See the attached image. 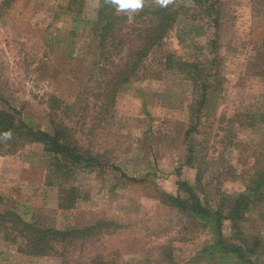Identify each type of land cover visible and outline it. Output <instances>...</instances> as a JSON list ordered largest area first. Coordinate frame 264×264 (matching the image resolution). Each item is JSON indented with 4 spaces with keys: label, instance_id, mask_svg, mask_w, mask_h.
<instances>
[{
    "label": "rangeland",
    "instance_id": "obj_1",
    "mask_svg": "<svg viewBox=\"0 0 264 264\" xmlns=\"http://www.w3.org/2000/svg\"><path fill=\"white\" fill-rule=\"evenodd\" d=\"M1 1L0 109L33 130L64 128L83 159L58 172L37 143L0 148V211L57 230L113 226L37 256L0 235V264H264V0H174L175 22L126 82L116 75L145 18L127 17L106 59L92 31L100 0ZM181 183L207 220L169 205L186 199ZM240 195L248 207L233 225ZM252 237L253 257L227 250L250 252Z\"/></svg>",
    "mask_w": 264,
    "mask_h": 264
},
{
    "label": "trees",
    "instance_id": "obj_2",
    "mask_svg": "<svg viewBox=\"0 0 264 264\" xmlns=\"http://www.w3.org/2000/svg\"><path fill=\"white\" fill-rule=\"evenodd\" d=\"M12 1L13 0H2L1 6H8ZM176 16V9L173 8L172 5H169L167 8H160L156 5L148 6L133 16V21L145 18L144 22L147 23L148 28L145 31L134 29L140 44L132 53L127 69L117 73L116 76L120 77L119 82L128 81L129 77L136 72L137 67L149 51L164 38L166 32L175 22ZM126 22V15L116 14L113 8L105 5L104 0H100L96 10L92 31L98 41L97 47L101 58L105 57L108 59L110 53L115 50L120 42L116 40V36L123 27H127ZM133 24L136 25V23ZM188 74L190 73H186V75ZM188 77V80L193 84L198 83L195 76L188 75ZM204 86V84L201 86L198 96L199 99H197L199 105H201L203 101V91L206 88ZM9 130L12 132V139L7 142L0 141V148H5V152H13L14 149L27 143H37L41 146L43 153L52 157L53 163L57 168L56 171L58 172L66 170L68 168L67 165H70V167L79 165L83 159L79 150L74 145L70 144L65 129L59 125H55L51 133L33 130L24 125L13 112L0 109V132ZM259 180L260 177H256V180L250 179V191L248 190L250 193V205L261 200L262 193L257 184ZM178 187L187 197L183 201L178 198L165 197L169 205L182 213L191 216H200L207 220L211 213L202 208L198 198L193 195L192 191L183 183ZM234 201L236 202H234L233 206L229 209L225 218L233 225L242 218V213L248 207L249 195H240L238 198H235ZM2 202L3 199L0 196V206ZM70 203L71 201H68V204ZM220 214L221 212H219V210H215L212 215V231L218 234V236H221ZM110 226H113L110 222L98 221L93 225L81 228L57 230L51 227H41L35 223L26 222L12 210L0 211V235L2 240L8 242L9 245L15 244L18 240L19 244L16 247V252L29 256L49 254L53 251V246L56 244H65L78 238L89 237L94 230H100L103 227ZM250 241V252L245 249V245L241 246L235 244H230L227 250L233 253L235 252L238 258L241 259L243 258L244 252L250 253V257H253L259 246V242L256 237L250 238ZM221 243L223 242L219 240L216 241V245H221ZM217 248H220V246Z\"/></svg>",
    "mask_w": 264,
    "mask_h": 264
},
{
    "label": "clouds",
    "instance_id": "obj_3",
    "mask_svg": "<svg viewBox=\"0 0 264 264\" xmlns=\"http://www.w3.org/2000/svg\"><path fill=\"white\" fill-rule=\"evenodd\" d=\"M153 4L160 8H167L174 0H152ZM105 5L113 8L116 14H124L129 20L142 11L145 6V0H104ZM12 139V132H0V141L7 142Z\"/></svg>",
    "mask_w": 264,
    "mask_h": 264
}]
</instances>
